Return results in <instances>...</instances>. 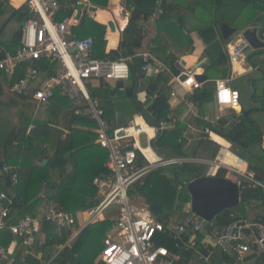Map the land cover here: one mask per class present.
<instances>
[{"label": "trees", "instance_id": "obj_1", "mask_svg": "<svg viewBox=\"0 0 264 264\" xmlns=\"http://www.w3.org/2000/svg\"><path fill=\"white\" fill-rule=\"evenodd\" d=\"M132 8L131 18L129 26L135 24H143L150 19L157 7L156 2L160 1L162 6V13L152 24L155 28V38L153 44L155 48L152 50V54L161 60L169 69H172L175 62L182 56L188 54L193 47L192 38L189 35L183 33L189 29V21L194 20L199 23L208 22V27L201 29L197 32L199 38L205 44V55L209 57L210 64L220 66V68L229 65L228 56L226 50L220 46L226 44V40L223 39L219 26L224 24L229 28H232L236 32H242L245 29L246 24L254 20L257 12L263 10L262 15L258 17L256 23L262 25L264 29V9L260 8L259 4L262 2L259 0H125ZM109 0H92V4L95 7L105 8L108 6ZM127 6V5H126ZM244 11H249L248 17L244 24L238 23V17ZM11 13V16L8 15ZM15 16L18 22L24 21L27 17L21 10H8V0H0V20L4 17L6 19L0 23V38L11 22L12 17ZM82 22H85L82 21ZM81 22V23H82ZM105 28V27H104ZM111 32V31H110ZM114 37H110L108 43L105 39L97 38L94 40L93 56L95 58H109L115 60L114 55L110 52L105 53L106 45L108 48H114L117 44L118 33L111 32ZM18 32L15 34L17 37ZM143 40V33L127 34L126 31L121 35L118 52L121 57L135 56L139 49H141ZM9 43H3L0 39V59L7 51H14L11 47L9 49ZM9 49V50H8ZM141 64L138 58H135L130 65V77L135 83H138L143 76V72L140 69ZM227 69L222 70V76L227 74ZM19 77H22L20 75ZM170 74H164L158 80L151 82V90L147 96L146 105H140L133 94L132 97H126L122 90L116 89L111 86H104L98 89L90 90V97L94 101L98 102V106L104 110L105 117L110 121H115V104L114 100L124 99L129 103L128 108H125L121 113L133 115H146L149 116L152 121L166 122L171 125L173 120L175 125L167 130H162L159 136H155L151 140V145L157 154L163 158L179 159L192 157H206L208 154L211 159H214L217 155L219 146L211 141H207L208 145H212V151L204 152V144L201 142L197 145L195 152L188 154L185 150L188 138L186 136L187 127L184 121L181 119L187 109L184 101L180 100L174 105L171 103V99L165 93L164 89L161 90L158 95H154L157 83L162 80L164 85L168 82ZM34 86L30 87L23 95H15L9 91V84L3 79H0V146L6 151V157L4 164L9 167H30L31 174L26 178V191H27V204L26 209H14L16 206V199L14 200V207L11 208L9 213V224H14L19 218L25 215L37 216L48 213L51 210L76 213L78 211H86L96 204L91 202L86 204L87 199H91L96 195V191L92 186L93 178L97 175L108 176V171L101 165L94 173L87 178L86 175H78L77 168L74 169L72 174L67 175L65 171L66 162H69L70 157L75 158L80 151V147L76 145V135L71 134L68 136V140L72 142V146L67 147L63 153H67V160L64 161V157L61 156V147H58V151L54 152V158H50L48 151L44 149V144L49 142L51 138V129L46 123H36L34 118L35 103L32 97ZM120 94V95H118ZM155 97V98H154ZM264 98V92H263ZM69 100L66 97H62L55 93L52 102H59L61 100ZM152 101V102H151ZM189 101L193 103L194 111L202 117L204 106L207 103H211L212 95L210 92V84L204 83L201 90L194 92L189 97ZM146 108H144V107ZM264 110V109H263ZM232 111V110H230ZM236 111V110H235ZM131 112V113H130ZM22 117H27L33 122L32 134L27 133V125H22ZM204 120V119H203ZM73 123L78 125L89 127L93 129L96 124L94 121L87 117L74 116ZM126 123L125 126H128ZM199 124H204L202 119H199ZM258 125L256 120H253L250 116L243 118L239 122H235L234 126L223 125L214 126L206 124L205 129L209 132L218 135L225 141L239 147L243 150L250 152V148L257 145L260 141L261 132L263 129ZM223 142V141H221ZM60 146H61V142ZM54 146L56 144L52 143ZM51 144V147H53ZM15 148V149H14ZM103 150L102 148H99ZM13 150L15 152L13 153ZM105 152V159L107 158V152ZM212 152V153H211ZM235 156L232 153H227L223 160V164L227 167L232 166L231 160ZM33 158L34 162H40L38 166H29V160ZM253 162H248V172L259 174L255 177V182L251 183L245 179L240 180V197L241 203L238 210H226L218 214L212 222H208V228L205 233H198L196 239L200 243L204 238L216 229L231 225L238 221H244L245 211L244 208H250L252 204L256 206L262 205L264 209V192H260L255 183L264 184V151L260 150L259 155H253ZM150 161L152 159L148 158ZM43 161L46 164H43ZM236 163L243 164L240 159H235ZM41 169V170H39ZM51 172L52 178H41V173ZM169 174L171 176H169ZM227 174L225 169H219L216 176L224 178ZM63 175V180L61 177ZM205 176L204 170L201 165L196 164H182L180 166H172L168 168H157L152 171L144 181L143 185L134 184L128 191V195L131 200H135L137 197L144 199V204L147 200L153 201L159 204L162 208L160 214L155 217L157 221L166 223V217H172L174 215L175 206L182 205L189 201L190 196L185 189L184 192L187 197L182 194L181 186L184 187V183L190 179ZM229 177H234L231 174ZM2 189L0 192H6L8 196H11L14 191V186L10 183L7 185L3 178L0 179ZM185 188V187H184ZM45 189L46 197L44 199L39 198L40 193ZM4 192V193H5ZM243 217V218H241ZM264 221V220H263ZM110 230V222L106 220L103 223L89 224L67 245L64 246L54 257L56 264H101L98 257L95 261H88L86 259L77 258V254L80 251L82 245L86 239L91 235L95 240V244L98 245L99 251L102 249L103 239ZM45 245L40 250L28 248L25 246L21 239H16L9 232L3 231L0 233V245L6 250L13 247L9 258L10 264H44L54 255L52 252L57 247L66 244L68 238L71 236V230L68 228L59 229L53 224H45ZM157 244L163 245L169 250H172V243L168 240L157 238ZM256 249V248H255ZM41 251L42 256L40 259L36 258L37 252ZM257 256L253 264H264V250H255ZM34 253V254H33ZM181 260L178 264H202L194 260L189 253H181ZM221 262H227L228 264H234L235 258L223 255L219 252L212 258L211 264H219Z\"/></svg>", "mask_w": 264, "mask_h": 264}, {"label": "built area", "instance_id": "obj_2", "mask_svg": "<svg viewBox=\"0 0 264 264\" xmlns=\"http://www.w3.org/2000/svg\"><path fill=\"white\" fill-rule=\"evenodd\" d=\"M24 4L29 8V14L21 27L18 47L5 52L0 59V79L3 78L9 84V91L18 96L34 86L32 97L37 110L48 106L56 92L73 102L78 99L84 102V106L73 114L95 122L94 142L107 151L105 168L109 175L93 180L97 202L92 208L76 213L51 210L43 215H25L14 224L8 223L9 213L17 198L0 192V233L7 231L16 239H21L25 246L41 249L45 245V239L40 238L45 224H53L59 229L68 228L76 236L79 218L82 217V223L86 225L108 220L110 230L103 239L99 254L101 264H178L181 253L191 254L199 263L211 264L217 252L234 257V264H239L250 252L251 246L264 248V223L246 224L238 221L212 231L199 243L197 234L205 233L208 228L205 220L188 212L186 218L179 222L166 217L167 224H163L155 219L146 204L138 205L131 200L128 191L134 184L141 186L155 169L180 166L185 164L183 159L186 158L168 159L159 156L151 145L156 129L146 123L142 114L137 117L152 130V136L138 126L135 118L126 127L109 123L104 110L91 99L88 89L92 80H128L130 65L138 58L141 71L144 75H151L152 80L169 73V97H176L177 90L182 92L184 104L191 110L193 103L189 97L202 88L194 72L184 66L181 60H177L173 68L169 69L150 52L115 60L95 58L94 38L80 36L73 30L88 19L87 15L91 14V8L94 7L92 0H25ZM156 4L155 12L146 24L153 23L162 13L160 1ZM79 6L81 12L79 19H76ZM131 13L132 8L125 5L111 12L118 35L121 36L129 27ZM246 46L242 38L233 47L227 45L230 65L243 56ZM261 58L264 68V54ZM183 76L185 80H181ZM136 84V100L146 104L147 93L140 91L139 83ZM213 99L221 110H234L240 106V93L230 85L229 80L215 82ZM168 125L171 126L160 122V130H167ZM32 129V126L29 127L28 132ZM205 133H209V130L206 129ZM143 135L145 147L141 146ZM148 149L155 156L153 162L144 153ZM215 164L217 166L212 171ZM219 167L220 162L209 164L207 175H214ZM7 175L9 182L17 186L20 169L9 168ZM111 207H116V213L112 215L109 213ZM161 237L172 243V250L157 244V238ZM8 258V250L0 245V264L8 262ZM44 264H56L54 257Z\"/></svg>", "mask_w": 264, "mask_h": 264}, {"label": "crops", "instance_id": "obj_3", "mask_svg": "<svg viewBox=\"0 0 264 264\" xmlns=\"http://www.w3.org/2000/svg\"><path fill=\"white\" fill-rule=\"evenodd\" d=\"M24 3H25V0H8L9 12H11V9H13L15 11L21 10V8L23 6H25ZM112 4H113V6H112ZM122 5L126 6L125 0H109L108 6L105 8H102V9L106 10L110 14L111 18L109 20H112L111 12L113 10H115L116 8L122 6ZM259 6H260V8L264 9V2L259 4ZM94 8L98 9V7H95V6H94ZM96 9H95V11H96ZM95 11L92 10V13ZM262 12H263V10H261V13ZM10 16H11V13L8 15V17H10ZM92 17L93 16H90V18H92ZM88 20L89 19L85 20V22H82V23L80 22V24H78V26L73 28V30L80 36L93 37L92 34L90 33V29L87 28V25L90 23V22H87ZM109 20L106 21V24ZM22 22H24V21H22ZM22 22H20V23H22ZM13 23L15 25L19 24V22L15 16L12 17V20L9 24H13ZM139 25H141V24H139ZM148 25H150V23L146 24L145 22L141 25V26H143V30H142L143 40H142L141 49H139L138 54L143 53V52H150L152 54V50L155 48V46L153 44V41L155 38L154 37L155 36V28L153 25H151V26H148ZM188 25H189V29L187 31H183V33L186 35H189L192 38L193 47L191 48V50L188 52L187 55L180 57L178 60H181V62L185 61L184 66L189 67L190 70L194 72V74H196V75L203 74L205 76V82L210 84V92H211L213 101L211 103H207L204 106V110H203L204 113H203L202 117L199 116L200 117L199 119H202V121L204 122L203 125L199 124L198 115H197L196 111H194V107L191 110H189L187 107V111H185L184 116L181 118L187 127V131H186V136L188 138L187 142L188 143L195 142L198 144L202 142L204 144L203 155H205L206 151H212L213 146L208 145L206 143L207 141H211V142L217 144L219 146V149H218V152H219L218 156L219 157L216 155L217 157H215L216 159L215 158L214 159H215V162H220L222 165H224L223 160H224L225 156L227 155V153H232V151L229 150L227 147L228 146L231 148L233 147L235 152H233L232 154L235 157L231 160V164H235V169L232 168V166L234 167V165H232V166H230V168H232V169H227V170H230V172H234L235 174L239 175L241 177V179L244 178L245 180L247 179L246 181L253 183V182H255V177L259 176V174L256 173V175H254L253 173L248 172V162H253L252 154L253 155L257 154V156H258L260 153V150L264 151V122L258 121L259 119L253 117L254 112H258V111H261L264 109V98H263L264 68L262 66V63H263V60L261 58L262 55L253 57L251 59L252 63H250V64L247 62V59L244 56H241L239 58V60L236 63H234L233 65L229 64V65H226L225 67H222V68H220L219 65L218 66L211 65L209 57H207L205 55V50H206L205 47L206 46L197 34V32L199 30L208 27L209 23L208 22L199 23L198 21L190 20ZM249 28H255L258 31L264 30V29H262V25L259 23H256L254 20L249 21L246 24L244 30L249 29ZM17 30H18L17 31L18 35H17V37H15V34L17 32L14 33L12 43H10V45H9V49L11 47L13 50H15L19 45L18 41H19V34H20L21 27H18ZM106 30L108 31L107 26H106ZM120 37L121 36L118 35L117 44L114 48H108V44L106 45V48H105L106 54L112 50H118ZM93 38H94V40L97 39L95 37H93ZM240 39H241L240 36H238L237 38L233 37L229 43L222 44V42H220V46L226 50L227 45H230L231 47H233L239 43ZM155 58H157V57H155ZM97 59L104 60V59H108V58H97ZM159 61H161V60H159ZM200 62H202V63L198 66V64ZM224 68L227 69L228 73L223 77L222 76V70ZM170 80H171V76L165 85L162 82V80H159L153 96L158 95V93L161 90L163 91L164 89L167 88L165 90V93L169 97V92L171 91V87L169 86ZM218 80H226V81L229 80L230 85L239 91V93H240V106L236 107L232 111L227 110V109L221 110L220 108H218L216 106V104L214 103V99H213V91H214V84ZM242 80H243V82H242ZM152 81L153 80L151 78V75H144L143 74L142 78L138 82L140 85V91L149 93L151 90L150 84ZM252 81L254 83V86L256 85L257 82H261L262 86L260 87L261 91L259 93L257 91L255 93V89H254L252 91V93H254V94H252V96L249 98L252 101L257 98L259 101V102L258 101L257 102L261 103L260 107H262V108H258V105H256V107L255 106H253V107L246 106L243 102V95L245 94L247 89H250L252 87L251 86ZM108 83L109 82L104 81L103 79L92 80L90 82V84L88 85L89 93H90L91 89L93 90V89L102 88L104 86H109ZM204 83H202V86ZM147 96H148V94H147ZM182 96H183L182 92L177 90V96L174 98H170V97L169 98L171 99V103H173V105H174L176 102H178L180 100L183 101ZM94 102L98 105L97 101L94 100ZM83 104H84V102H79V103L73 102V103H71L69 100H64V99L61 100V103L52 102L48 106L42 108V110L40 111V113H42V118H43L42 120H40V122L46 123L50 127V129L52 130L51 131V138L48 140L49 142L44 144V149L48 151V154H50V158H54V154H55L54 152H57L58 147H61V156L64 157L63 160L66 161L68 158L67 157L68 155H67V153H63V151L65 149H67V147L72 146V142L70 140H68L67 138L71 134L76 135L75 143L81 149H80L78 155L75 156V158L70 157L69 162H66L65 171H66L67 175H70V174H72V172H74V169L77 168L78 175H86V177L89 178L94 173V171L97 170V168L100 165L103 168H105V163H106L107 158L105 159V152H103L104 149L103 150L99 149L100 147L97 146L94 142V139H95L94 138V129H95V127L93 129H90L89 127H84V126H81V125H78V124L72 122L74 111L81 106L83 107L84 106ZM114 104H115V102H114ZM139 104H142L144 106L146 105L144 103H139ZM253 104H256V103L253 102ZM241 108L245 111H250L248 116H250L253 120H256L258 125L263 129V131L261 132L262 135L260 137L259 143L257 145H254L253 147H251L250 152L234 146L233 144L225 141L223 138H221L218 135H215L211 132L205 133V130H206L205 125L206 124H211L214 126H220V125L221 126H223V125H230L231 126L233 124L232 126H234L235 122L233 123V119H232L233 115H239L241 113ZM136 116H137L136 114L133 115L132 120ZM174 120H173V123H171V127H174V125H175ZM107 121L109 123L115 125V126H120V127L125 126V123L123 125H121L120 123H117L114 120L109 121L107 119ZM32 122L33 121L31 119H29L27 117H22L21 124L25 125V126L27 125V130L29 127H31V126L33 127L34 124ZM144 129L146 130V132L148 133L149 136H152V130L150 128L145 126ZM30 132H32V131H30ZM27 133H28V131H27ZM221 141H223V142H221ZM59 142H61V146H60ZM52 143L56 144V146H54ZM51 144L53 147H51ZM241 150H243L245 152L246 157H243ZM14 152H15V150H13V153ZM5 157H6V151L0 146V162H4ZM147 157L152 159L151 156H149V155H147ZM237 158L240 159L241 161H243V164H238V163L236 164L235 159H237ZM196 159H197L196 164L201 165V166H205L206 164H204V163L202 164L200 162H211L212 160H214V159H211L208 154L206 155V157L201 156L200 158L196 157ZM28 162H29V164H28L29 166L30 165L34 166V164H35V166L40 165V162H36V161L34 162L33 158H31ZM208 167H209V165H208ZM9 168H11V167L6 166L2 163L0 164V179L3 178V180L6 181L7 185H10V182L7 181V179H8L7 169H9ZM12 168H19L20 169V176L18 179L17 186L13 187L14 191H13V194L11 195V197L16 196V198H17L16 206L14 207V209H16V210L22 209L23 210V209H26L29 205L27 203V191H26L25 185H26V178L29 177V175L31 174V170H30L31 168L30 167H12ZM221 169H224V168H221ZM232 170H234V171H232ZM246 172H248L247 176H244L243 174H245ZM204 173L206 176L208 174V171L207 172L204 171ZM101 175L102 174L95 176L93 178V180L97 177H101ZM227 175H228V172H227L226 176ZM230 175L231 174H229V176ZM63 178L64 177L62 175L61 181L63 180ZM229 179H230V177H229ZM255 184L257 185V187L259 185H264V184H259V183H255ZM92 186L96 191V188L93 185V181H92ZM0 189H2L1 181H0ZM262 192H264V188H263ZM5 194H6V192H5ZM96 196H97V192L93 198L86 200V204H90L91 202H93V203L97 202ZM45 197H46V195H45V189H44L40 193L39 198L44 199ZM1 209H2V203H0V211H1ZM244 211H245V217H244L243 222H245L246 224H248V223H264V221H263L264 220V209H263L262 205L256 206L255 204H252L250 208H247V207L244 208ZM78 212H83V211H78ZM109 213L111 215L116 213V209H113V207H111L109 210ZM111 215H108V216L111 217ZM241 218H243V217H241ZM83 221H84V219L82 217L79 218V223L77 224V226L75 228V230H76L75 233L77 235L80 231H82L86 226L89 225V224H87V225L83 224L82 223ZM43 229H44V227L42 228V233H41L40 238L45 239V233H44ZM76 236H74L73 232L71 231V236L68 238L66 244L59 246L60 248H58V250L53 251L52 254H54V255L57 254V252H59L61 249H63L64 246H67V244H69ZM95 243H96L95 240L90 235L86 239L84 244L82 245L80 251L78 252L77 258H81V259L83 258V259H86L88 261H95L96 259H98L100 251L98 249V245H96ZM13 247H14V245L12 247H10V249L8 250L9 254H11ZM255 248L259 249V251L264 250V248H261L258 246H251L250 252L243 257L242 262L239 264H253L256 257L250 261H245V259L248 258L249 256L253 255V254H255L257 256V254L255 252V250H256ZM34 249H37V248H33L32 250H34ZM38 250H40V249H38ZM35 254H36L37 259H40L42 256L41 251H39ZM8 260H9L8 262H2L1 264H10L11 263L10 258H8Z\"/></svg>", "mask_w": 264, "mask_h": 264}, {"label": "water", "instance_id": "obj_4", "mask_svg": "<svg viewBox=\"0 0 264 264\" xmlns=\"http://www.w3.org/2000/svg\"><path fill=\"white\" fill-rule=\"evenodd\" d=\"M264 2V0H259ZM96 8L92 7L91 10L95 11ZM22 12L26 15L29 14V8L23 6L21 8ZM81 12V7H77L76 19H79ZM107 27L109 31L115 32V24L113 20L107 22ZM143 26L139 24L131 25L126 29L127 34L139 33L141 34ZM220 33L226 43H229L232 40V37L237 34L235 30L229 28L227 25L219 26ZM20 38V35H19ZM241 38L245 41L247 46L243 50V56L247 59V62L250 64L251 59L256 56L264 54V30H257L255 28H249L241 32ZM111 53L114 55L115 59H119L121 54L118 50H112ZM200 62L198 66L201 64ZM182 64L185 65V61H182ZM196 80L199 83L205 82V76L203 74L196 75ZM186 77L183 76L181 80H185ZM251 86L254 87V83H251ZM114 87L116 89L124 91L126 97H132L135 94L137 89V84L132 80L128 79L126 81H117L115 82ZM136 98V97H134ZM139 104V103H138ZM141 105V104H140ZM250 111H245L241 108V113L239 115H233V123L239 122L242 118H246ZM145 121L150 126L156 129V136L161 134L160 126L158 122L152 121L151 118L146 115H143ZM233 125V124H232ZM231 125V126H232ZM32 134V132H30ZM46 162L43 161V164ZM185 182V188L190 196V212L199 218L205 220L206 222H212L215 217L223 211L232 210L238 207L241 203L240 197V182H234L230 179L217 176H203L195 179L187 178ZM244 179V178H243ZM241 179H239L240 181ZM9 182V179H7ZM264 185H259L258 190L262 193ZM146 205L149 208L151 214L156 217L160 214L162 208L159 204L147 200ZM241 224H244L243 222ZM255 237L258 238V235L255 234ZM264 247V245H263ZM256 257L255 254L249 256L245 261H250Z\"/></svg>", "mask_w": 264, "mask_h": 264}, {"label": "rangeland", "instance_id": "obj_5", "mask_svg": "<svg viewBox=\"0 0 264 264\" xmlns=\"http://www.w3.org/2000/svg\"><path fill=\"white\" fill-rule=\"evenodd\" d=\"M127 6H128V4H126ZM112 6H113V4H112ZM122 6H124V5H122ZM258 14L256 15V17L254 18V21L256 22L257 20V18L258 17H260L261 15H262V13H261V11L259 12H257ZM248 14H249V11H244L243 13H241V15L238 17V23H240V24H244V22L246 21V18L248 17ZM90 16H93L92 18H90ZM87 18L89 19L87 22H90L88 25H87V28H89L90 29V33L92 34V36L93 37H95V38H102V39H105L107 42H108V40H109V38L110 37H114V36H112L113 34L111 33V32H109V31H107L106 30V26H107V24H106V21L107 20H109L111 17H110V14L106 11V10H104V9H102V7H98V9H96V11L95 12H91V14H88L87 15ZM6 19V17H4V18H2L1 20H0V23H2L4 20ZM151 25H153L152 23H150V25H148V26H151ZM23 26V22L22 23H19L18 25H15L14 23L13 24H9L7 27H6V29L4 30V32H3V34H2V36H1V41L3 42V43H12V40H13V35H14V33H16L18 30V27H22ZM147 26V27H148ZM105 27V28H104ZM241 36V32H237V34H235L233 37L234 38H237L238 36ZM232 37V38H233ZM115 38V37H114ZM254 76V75H253ZM244 80V79H243ZM243 80H242V82H243ZM109 83V86H111V87H114V85H115V82H113V81H108ZM253 82V81H252ZM251 82V83H252ZM262 85H261V82H257L256 83V85L254 86V87H251L250 89H247V91L245 92V94L243 95V102H244V104L246 105V106H251V107H253V106H255L256 107V105H258V108H262V107H260V105H261V103H258L259 101H258V99L256 98V99H254L253 101L252 100H250V98L249 97H251L252 96V94H254V93H252V91L255 89V93H256V91L259 93L260 91H261V87ZM244 87V86H243ZM118 95H120V94H118ZM258 101V102H257ZM79 103V102H82L81 100H76L74 103ZM114 102H115V111H114V113H115V117H116V119H115V121L117 122V123H120L121 125H123L124 123H125V125H126V123L128 122H131V120H132V118H133V116H132V118L130 117V114H127V113H121V111L122 110H124L125 108H128V107H130L129 106V103L126 101V100H124V99H116V100H114ZM253 102L254 103H256V104H253ZM42 109H39V110H37L36 109V107H35V109H34V118H35V121H36V123H44V122H40V120H42L43 118H42V113H40V111H41ZM186 111H187V109H186ZM131 113V112H130ZM253 117H255V118H257V119H259L258 121H262V122H264V110H261V111H258V112H254L253 113ZM130 124V123H129ZM128 124V125H129ZM169 128H172L171 126H169L168 125V128L167 129H169ZM197 145H198V143H195V142H191V143H186V148H185V150L187 151V153L188 154H192L193 152H195V150H196V148H197ZM141 146H143V147H145L146 146V142H145V136L143 135L142 136V138H141ZM229 150H231L232 151V153L233 152H235V150H234V148L232 147H227ZM230 151V152H231ZM241 153L243 154V157H246L245 156V152L243 151V150H241ZM148 155V154H147ZM219 155V152L217 153V156ZM216 156V157H217ZM198 157V156H197ZM219 157V156H218ZM198 158H200V157H198ZM216 159V158H215ZM215 159L214 160H212L211 162H200V163H204V164H206L205 166H201L202 167V169L205 171V172H207L208 171V165L209 164H213L214 162H215ZM184 160V162L185 163H189V164H196V161H197V159L195 158V157H192V156H188L186 159H183ZM237 164V163H236ZM197 165V164H196ZM232 165H234V167L232 166V168L233 169H235V164H232ZM221 167H223V166H221ZM205 168V169H204ZM225 168V167H224ZM226 169V168H225ZM39 170H41V169H39ZM227 170V169H226ZM227 172H228V175L226 176V178H228L229 179V174H233L234 175V177H230V180L231 181H234V182H240L239 181V179H241V177L239 176V175H237V174H235L234 172H230V170H227ZM247 173L248 172H246L245 174H243L244 176H247ZM41 177H40V179L42 178H52V174H51V172H46V174L44 173V171H43V173H41ZM169 176H171L170 174H169ZM247 180V179H246ZM180 190H181V192H182V194H184V196H186L187 197V194L184 192V190L186 189V188H184L183 186H181V188H179ZM45 195H46V192H45ZM47 196V195H46ZM134 202L135 203H137L138 205H144V199L142 198V197H137V199L136 200H134ZM189 203H190V199H189V201L188 202H186V203H183L182 205H176L175 206V211H174V215L172 216V219H173V221H176V222H178V221H180V220H182V219H184V218H186V215H188V212H190V206H189ZM113 209H116V207H113ZM237 210H238V208H236ZM183 216V217H182ZM92 224V223H91ZM68 245V244H67ZM29 248V247H28ZM58 248H60V247H57V249H54V251L55 250H58ZM31 249H33V248H31ZM38 249V248H37ZM78 255V254H77Z\"/></svg>", "mask_w": 264, "mask_h": 264}, {"label": "bare ground", "instance_id": "obj_6", "mask_svg": "<svg viewBox=\"0 0 264 264\" xmlns=\"http://www.w3.org/2000/svg\"><path fill=\"white\" fill-rule=\"evenodd\" d=\"M240 37H241V36H240ZM226 53H227V48H226ZM242 55H243V53H242ZM227 56H228V53H227ZM228 60H229V56H228ZM237 61H238V60H237ZM237 61H236V62H237ZM236 62H235V63H236ZM181 63H182V62H181ZM233 64H234V63H233ZM195 76H196V74H195ZM201 84H202V83H201ZM146 107H147V104H146ZM144 108H145V107H144ZM145 109H146V108H145ZM135 121H136V123L138 124V126L140 125V126L142 127V129L146 132V130L144 129V127H145L146 125L143 123V121H142L139 117H137V116L135 117ZM144 153H146V154H148L149 156H151V158H152V161H151V162H153V161L155 160V156L153 155V153H152L151 150H149V149H148V150H145ZM146 154H145V155H146ZM146 157H147V155H146ZM147 158H148V157H147ZM220 164H221V163H220ZM216 166H217V164L214 165V168H213L212 171L215 170ZM221 166H223V167H219L218 170L221 169V168H224V167H225L226 169H232V168L227 167V166L222 165V164H221ZM225 168H224V169H225ZM218 170L216 171V173L218 172ZM232 171H234V170H232ZM216 173H215L214 175H206V176H216ZM240 175H241V174H240ZM55 255H56V254H55ZM55 255H54L53 257H55ZM53 257H51V258H53Z\"/></svg>", "mask_w": 264, "mask_h": 264}]
</instances>
